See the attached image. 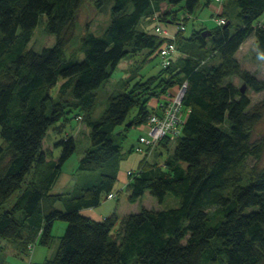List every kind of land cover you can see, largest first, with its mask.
<instances>
[{
    "label": "trees",
    "instance_id": "trees-1",
    "mask_svg": "<svg viewBox=\"0 0 264 264\" xmlns=\"http://www.w3.org/2000/svg\"><path fill=\"white\" fill-rule=\"evenodd\" d=\"M88 1L0 0V249L4 240L19 242L23 251L37 240L48 245L54 223L64 220L55 257L32 264H264V164L246 167L249 157L264 155V139H253L263 111L252 107L246 90L230 79L238 75L246 88L264 89V80L238 57L251 37L264 53V0H224L233 18L200 29L194 22L197 11L213 0H113L103 34L86 22L77 53L67 57ZM155 13L165 27H177L178 52L168 66L159 54L167 39L155 29L141 28L143 19ZM43 14L56 42L36 51L28 45ZM191 21L193 32L186 35ZM181 37L197 46L193 54L180 52ZM129 47L133 53L156 52L162 69L148 77L128 73L108 107L94 117L97 91ZM215 56L220 62L210 63ZM60 77L65 79L60 93L70 90L72 99L65 106L51 94ZM184 82L187 118L181 135L144 146L147 152L161 145L168 155L161 163L142 161L125 187L130 202L149 190L160 202L171 193L180 204L164 209L144 205L122 218L117 211L102 220L83 214V207L98 206L118 191L123 138L132 127L128 122H145L152 111L148 100ZM135 107L138 111L131 114ZM76 109L90 128V145L78 169L98 171L99 178L73 192L52 193L77 141L71 134L61 136L55 145L62 153L56 159L44 150V139L53 125L73 118L68 114ZM61 129L56 133L62 135ZM139 136L129 152L141 145ZM59 201L64 208L56 207Z\"/></svg>",
    "mask_w": 264,
    "mask_h": 264
},
{
    "label": "rangeland",
    "instance_id": "rangeland-1",
    "mask_svg": "<svg viewBox=\"0 0 264 264\" xmlns=\"http://www.w3.org/2000/svg\"><path fill=\"white\" fill-rule=\"evenodd\" d=\"M96 3L97 0H89L86 3V5L83 7L82 18L78 24L79 32L77 36L73 39L70 47L67 49L66 52L67 57H70L72 54L77 53L80 33L82 32L86 22L88 21L90 22V28L96 34H103L105 28L110 23L111 6L113 4V0H104V4L102 6H99ZM222 6H223L222 7L223 13H219L217 16L224 17L227 22V20L233 18L235 13L233 12V9H231L232 8L231 6L229 7L227 6L228 8L226 7V1L222 4ZM197 13L199 19L203 20V23L205 25H209V27L214 25L213 24L214 22L210 18L211 17L210 11L204 10V12H201L200 10H198ZM157 17L159 18V16ZM145 18L147 20H152L154 16H147ZM46 20H47V15L43 14L29 42L28 45L29 48H32L36 51H41L44 47L47 46L51 47L55 44L56 36L48 31L46 26L47 24ZM234 21L238 22V19L234 18ZM193 25H194L193 21L188 23L185 32L186 35L192 34L193 32L192 30L194 28ZM195 26H196V22H195ZM155 28L156 25L153 27L152 30H150V32L153 33ZM179 47H180L179 48L180 52L186 51L189 54H193V52L196 51L197 46L192 44L189 40H186L181 37L179 39ZM129 49H130L129 53L125 58H123L120 61L113 76L98 89L96 107L94 109V117L98 118L99 116H101V114L109 105L110 96L115 92H118L122 88L123 86L122 77H124L126 73H129V75L131 76L136 75L137 73L138 77L140 76L148 77L157 74L159 70L162 69V66L160 64L161 62L160 56H157L156 52L150 53L147 51H139L133 53L130 47ZM82 55H83L82 53H78L79 57H81ZM238 57L244 68L249 69L252 73H254L257 76V78L264 80V53L259 51L258 48L256 47V40L254 37H251L245 44H243V46L238 52ZM145 59H147V61ZM209 61L210 63L213 64L220 62L218 56H215ZM230 79L239 87H241L244 84V81L238 75H233L232 77H230ZM64 80H65L64 78L60 77L57 85L51 88L52 96L56 101H59L62 106L68 105L72 101V99H69L71 97L70 90L65 94L60 93L59 87ZM246 92L251 98L252 101L251 106L252 107L260 106V108L263 111V116L261 120L253 130V139L254 140L264 139V89L261 91H256L250 86H247ZM137 111H138V107H135L131 111V114H134ZM77 112L78 110L76 109L74 110V112H70L68 114L69 116L71 115V117L74 116L73 118L70 119L68 117L64 118L58 124L53 125L48 130V133L44 139V144H43L44 150H46L49 154H53L56 159H58L62 153L61 147L55 145V143L61 138V136L63 135L68 136L71 134L75 137L77 141V149L75 153L63 165L62 173L52 187L51 190L52 193H63V192L68 193L75 191V186L78 185V187H80L82 180L86 179V176H88V179L90 180L94 179V182H96L99 178L100 172L98 171L92 172V171H84L78 169L79 160L84 155V152L86 148H88L90 143V128L86 124L84 115H83V119L79 118L77 117ZM142 123H139V126ZM135 124L137 123H132L130 126H133ZM60 128H62L60 130V132L63 133L62 135L56 133ZM139 133H140L139 129L132 128L129 130L128 135L123 138L124 150H129L131 146L134 143H136ZM173 146L174 143L171 144V147ZM167 155L168 152L165 151V153L162 154L163 156L162 158L163 159L166 158ZM160 156H161V152L160 150H157L156 156L152 157V160H154L156 157L157 160H159ZM254 164L258 165L259 167L263 166L264 155L261 159L258 160L254 157H249L246 162V167L250 168ZM127 175L129 179L130 175L128 174V172ZM123 183L124 182L121 181V178L119 177L116 185V190H118L116 192L117 195L116 197L111 199L106 197L103 198L101 202L102 205L101 207H103L101 208L102 211L109 212L108 214L110 215L114 212V209L117 208L118 211L117 210L115 211H117L120 217L122 218L124 216L123 215L124 212H126L125 210L129 208H131L132 211H138L142 208V206L145 205L148 208L164 209V208L175 207L180 204V199L171 193H168L165 199L163 200V202H160L155 196H153L149 192V190H147L146 194L142 196L138 202H134V203L130 201L128 202L129 190L125 188ZM123 202H127L129 204L126 203L125 207L123 208L121 207V209H118L117 206ZM9 205L10 204H7V206ZM110 206H112L113 209L108 211L107 207ZM56 207L64 208V205L62 202L60 203L57 202ZM17 214L20 213L18 212ZM119 225L120 223L117 225L116 229L118 228ZM66 226H67L66 221L56 220L52 230L54 237L52 238L50 244L48 245L41 244L40 240H37L32 250L23 251L19 256L9 255V257L6 260L7 264H30L31 262H43L46 259L54 258L58 246L60 244V236L64 234ZM35 240H36L35 237L31 238V242H34Z\"/></svg>",
    "mask_w": 264,
    "mask_h": 264
},
{
    "label": "built area",
    "instance_id": "built-area-1",
    "mask_svg": "<svg viewBox=\"0 0 264 264\" xmlns=\"http://www.w3.org/2000/svg\"><path fill=\"white\" fill-rule=\"evenodd\" d=\"M223 4L224 0H214ZM158 13L154 14L156 20L155 31L158 35L166 38V42L160 48V56L162 57L163 66H168L172 63L173 58L178 52L176 44V31L165 27L158 19ZM219 25L226 22L224 17H216ZM184 29V26H181ZM187 88V82L178 84L176 89L166 93L158 105L149 113L146 122L140 125L141 134L139 141L141 145L135 148L138 152H145L144 146L154 147L158 142L168 138L171 142L181 135L183 125L186 121L187 114L184 111V96ZM138 169L128 171L129 175L137 172ZM116 192H110L106 198L116 197Z\"/></svg>",
    "mask_w": 264,
    "mask_h": 264
},
{
    "label": "crops",
    "instance_id": "crops-1",
    "mask_svg": "<svg viewBox=\"0 0 264 264\" xmlns=\"http://www.w3.org/2000/svg\"><path fill=\"white\" fill-rule=\"evenodd\" d=\"M222 4L218 3V2H215L214 0L211 1V3H209L207 6H204L202 12H204V10H208L210 11L211 13V20L214 22L212 26L209 27V25H205L203 23V20H200L199 18L197 19H194V21L196 22V28L197 29H200V28H203V27H207V28H212V27H215L217 25V21H216V16L219 14V13H223V8H222ZM215 15V16H214ZM154 22L152 21H149L147 20L146 18L143 19V22L141 24V28L142 29H145L147 31H150L153 29L154 27ZM170 29L172 31H176L177 30V27L176 25H169ZM247 42V41H246ZM245 42V43H246ZM244 43V44H245ZM147 61V59H145ZM128 75V73H126L125 77ZM123 78V77H122ZM177 87V83L174 84L173 86H171L166 92L158 95V96H152L149 100H148V108L149 110H153L154 107H156L158 105V103L162 100L163 96L170 92L171 90L173 91L174 89H176ZM132 128H135V129H139L140 130V126L139 124H135L131 127ZM140 133H141V130H140ZM90 145V143H89ZM135 145V143L133 144ZM132 145V146H133ZM157 150H160L161 152V156L159 157V160H157V157L152 160V157H155L156 156V151ZM164 148L160 145L158 147H155L154 149H148L147 152L145 153H140V152H136V151H133V152H129V150H124L123 149V155H122V158L120 160V167H119V172H118V179L119 177L121 178V181H123V185L126 187V185L128 184V175H127V172L129 169H138V167L140 166L141 162L142 161H149V162H152V163H161L165 160V158L163 159L162 157V154L164 153L163 152ZM128 153V154H127ZM145 161V162H146ZM93 172V171H92ZM62 173V172H61ZM61 175V174H60ZM58 180V179H57ZM56 180V181H57ZM91 181V182H90ZM93 181V182H92ZM94 183V179L93 180H90L88 179V176H86V179L82 180L81 182V186L78 187L75 186V191L78 190L79 188L83 187L84 185L86 184H90V183ZM117 185V183H116ZM115 185V186H116ZM73 192V191H72ZM130 194V192H128ZM128 194V196H129ZM146 194V193H145ZM144 194V195H145ZM143 195V196H144ZM111 199V198H109ZM141 199V198H140ZM139 199V200H140ZM139 200H137L136 202H138ZM128 202H129V197H128ZM60 203V202H58ZM127 202H123V203H120L117 207L118 209H121V207H125ZM134 203V202H132ZM129 204V203H127ZM101 203L98 205V206H90V207H83L81 209V212L93 219H96V220H102L103 218H105L106 216H108L109 212H104L101 210ZM108 211L112 210L113 207L110 206V207H107ZM115 210H117V208L114 209V212ZM118 211V210H117ZM126 212H124L123 215L131 212V208L125 210ZM5 247L4 249H0V264H6L7 263V258L9 257V255H12V256H19L22 252H23V247L22 245L17 242V241H8V240H4L3 243H2ZM34 247H30L29 246V250H32ZM32 263H35V262H31L30 264Z\"/></svg>",
    "mask_w": 264,
    "mask_h": 264
},
{
    "label": "water",
    "instance_id": "water-1",
    "mask_svg": "<svg viewBox=\"0 0 264 264\" xmlns=\"http://www.w3.org/2000/svg\"><path fill=\"white\" fill-rule=\"evenodd\" d=\"M209 33H210L209 30H205V31H204V34H205V35H207V34H209ZM241 90H242L243 92L246 90V84H245V83L241 86ZM131 124H132V121H129V122H128V125H131Z\"/></svg>",
    "mask_w": 264,
    "mask_h": 264
}]
</instances>
